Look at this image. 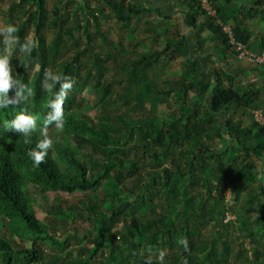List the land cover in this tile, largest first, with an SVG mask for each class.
<instances>
[{
  "label": "trees",
  "instance_id": "obj_1",
  "mask_svg": "<svg viewBox=\"0 0 264 264\" xmlns=\"http://www.w3.org/2000/svg\"><path fill=\"white\" fill-rule=\"evenodd\" d=\"M143 1L105 0L94 8L85 2L78 10H85L95 22V36L100 35L97 20L105 4L122 24L153 11L158 24L172 21L151 2ZM209 1L215 9L213 16L197 0H176L183 9L182 25L194 33V46L190 36L176 26L163 32L155 26L152 31L160 43L145 52L127 51L111 65L109 78L104 72L114 58L111 50L103 55L94 51L86 28L89 18L84 17L81 25L67 11L73 0H53L52 10L46 9L48 0L10 2L5 20L16 30L10 36V54L6 35L0 31V55L10 56L13 80L27 90L19 100L13 85L8 98L14 102L0 109V264H238L240 254L250 264H258L264 257L260 251L264 189L253 172L255 161L247 158L252 155L264 162V125L253 114L264 85L248 90L231 86L234 75L229 69L235 66L231 61L239 59L223 29L225 19L234 13L233 39L248 48L252 34L246 23L258 11L264 15V0H253L249 11L240 13L226 11L223 0ZM69 20L73 24L66 28L70 37L78 41L74 31L83 30L86 44L69 62L57 64L60 26ZM48 25L55 32L49 43ZM102 43L110 45L105 37ZM22 45L27 50H21ZM259 47V53L264 52L263 38ZM80 55L92 59V74L85 78L79 74ZM176 57L183 58L179 78L164 76L158 81L149 77ZM206 57L211 58V73L209 65H203ZM66 78L73 84L61 103V82ZM83 88L97 96L78 105L75 94ZM154 100H173L176 110L159 116ZM138 109L142 113L132 116L131 111ZM238 109L251 111L249 125L233 118ZM92 110L97 112L94 117L88 115ZM18 112L36 118L37 128L29 131L27 143L20 132L5 129ZM45 136L53 144L37 165L30 152ZM146 158L147 178L141 173V161ZM220 185L228 190L233 207L244 200L245 210L255 206L257 213L250 219L241 216L236 223L228 222L227 211L232 208L227 207L224 195H213ZM98 190L102 192L99 198L87 197L66 210L50 205L61 224L59 216L64 222L73 218L89 221L82 233L73 228L57 238L34 209L46 210L38 199L49 204L50 193L89 195ZM162 195L167 198L165 207L157 204V196ZM181 202L185 203L182 209L175 210ZM228 223L240 232L237 236L249 240L248 249L244 241L238 246L222 239L217 228H226ZM209 226L215 228L213 233L202 235ZM73 238L88 245L81 246L78 258L63 259L60 252ZM45 246L47 252L56 251L47 255Z\"/></svg>",
  "mask_w": 264,
  "mask_h": 264
},
{
  "label": "rangeland",
  "instance_id": "obj_2",
  "mask_svg": "<svg viewBox=\"0 0 264 264\" xmlns=\"http://www.w3.org/2000/svg\"><path fill=\"white\" fill-rule=\"evenodd\" d=\"M12 0H0V31H2L4 34H6V50L7 53H11V46H12V39L10 36L7 34L6 29L8 26L7 20H5V11L8 8L10 2ZM105 0H73V2L68 6V13L70 14V17L73 18V16H76L78 20L80 21L81 25L85 23L83 20L84 17L89 18V22L86 24V28L88 33L91 35V38L93 39L92 45L94 47V51L98 52L100 55H103V53H106L107 50H111V54L113 55L114 58L110 59L108 62L109 68H107L104 72V75L109 78V73L111 74L112 71L110 69L112 64H116L117 61L120 59L121 56H124L127 51H147L151 49L153 46H155V42L157 44L160 43V38H155V35L153 34V27L156 26V29L158 31H166L168 29H172L174 26H176L178 29L182 30L183 34H186L187 28L182 25V18L180 13L172 16V21H167L166 23H160L158 24V16L156 13L150 12L151 14L148 16H139V17H133L131 21L126 25L119 23V21L116 19V16L111 12V8L109 5L105 4L104 5V12L103 16H100L98 18V27L100 29V35H96V27H95V22L90 18L91 16L85 12V10L79 11L78 8L86 5L89 8H94L95 4L98 3H103ZM135 3H143L144 1L142 0H133ZM52 2L53 0H48V4L46 5L47 10H52ZM126 4V3H125ZM53 17V16H52ZM147 22H151V24H147ZM17 23V22H16ZM153 23V24H152ZM156 24V25H155ZM255 22L249 25L250 28H252L254 31H259V35L263 36L264 35V28L261 26V32L260 28L254 26ZM264 24V22L262 23ZM73 25L72 20L67 21V23L62 27L60 30L61 38H60V48L57 53L56 57V62L57 64H63L66 62H69L71 60V57L75 55V53L83 49L85 47V35L83 33V30L79 31H74V37L78 38V41L73 40L70 35L68 34L66 28ZM247 25V26H248ZM224 27H229L230 30H232V25L230 24H224ZM170 29V30H171ZM254 31L253 34H254ZM46 39L47 42H51L54 39L55 32L53 28L48 25L46 29ZM31 36V33H29V38ZM193 36V35H192ZM105 37L108 41L109 46L105 45L102 43V39ZM191 37V36H190ZM264 37V36H263ZM155 38V40H154ZM250 43V42H249ZM249 47L247 48L249 51H252L254 53H259V46L257 42L250 43L248 45ZM203 56V54L201 55ZM79 62L81 63V69L79 70V74L81 78H85L87 73L92 74V68H91V63L92 59L90 57H85V56H78ZM210 59L209 57H206V61L203 62V65H206L208 67V71L210 72L209 68L211 66L210 64ZM183 61L182 57H176L175 59L171 60L170 64L165 66L163 69H155L153 72H151V75L149 76L150 78H155L158 79H164L166 76H168V79L170 80H176L177 78L182 75V67L183 65L181 62ZM234 68L229 69V71L234 75V80L231 83V86L233 88H237L239 90L246 89L248 90L247 87L252 86L253 88H261L262 85H264V65L261 66H252L250 63L246 62L244 59H239L238 61L236 60L231 61V64H234ZM211 73V72H210ZM165 76V77H164ZM73 79H75V76H73ZM94 80L91 79L90 83L94 84ZM224 86H228V81H224ZM120 92V91H119ZM97 94L95 92H91L86 88H83L81 93H76V102L78 105H84L87 102L92 101ZM208 99V98H207ZM160 100H154L156 106V114L159 116H164L166 114H169L171 111L176 110V103L173 100H168V102L165 101V103L159 102ZM256 106L257 110L261 114L264 112V89L259 90V98L256 100L254 103ZM153 107V105H152ZM142 109H138V111H131L132 116H138L140 115ZM263 111V112H262ZM255 112V111H254ZM253 112V114H254ZM97 113L96 111L92 110L88 112V115L90 117H94V114ZM249 113H251L250 110L246 109H238L236 114H234L233 118L235 120H240L242 124L244 125H249L250 119H249ZM263 115V114H262ZM264 116V115H263ZM168 142L166 141V144ZM249 160H254L256 163V170L253 169V172L257 175V177L260 179V186L264 189V162H262L259 159H256L252 155H249L247 157ZM143 170H142V176L146 177V173L149 171V166H148V159H144L141 161ZM199 190V188H198ZM201 190V189H200ZM219 190L217 192H213V195L217 198L220 197L221 195H224L226 198V201H228L227 207L232 208L231 210L228 209L227 211V217L226 220L237 222L238 217H244L250 219L251 216H254L257 211L256 207L252 206L250 210L246 209L244 206V200L240 201L233 207V204L229 198V192L223 185L219 186ZM255 190V188H254ZM195 191V190H194ZM202 191V190H201ZM156 195L158 193L156 192ZM99 196H102V192L100 190L89 194V195H83L80 192H76L74 194H67V193H62V192H57V193H50L49 196V204H46L44 200L41 198L38 199V203L41 207H44L46 210H41L38 207H35V211L37 214V217L46 222L50 229L53 231L55 236L57 238H63L67 232H73L74 229H77L79 232H83L84 229H88L90 226L89 221L81 220L79 218H73V219H68L67 221H63L62 216H59V219L63 222V224L60 223L57 219V214L53 210V208L50 206L52 205L53 207H60L63 210H66L68 207H73L74 205L78 204L79 200H83L85 198H99ZM157 204L162 205V207H165V202H166V197L165 196H157ZM184 202H181L176 205L175 210L182 209V206H184ZM192 208H195V206L192 205ZM196 209V208H195ZM49 211V212H46ZM165 214H168L167 210H164ZM173 213V212H172ZM171 213V214H172ZM226 223V222H225ZM229 224V225H228ZM226 228H217L220 230V233L222 234V239H228L229 242H233L239 246L240 242L245 243V248H249L250 242L248 239L243 240L241 236H237V232L240 233L238 230L236 232V229L234 226H232V223H228ZM249 224L254 225V222H249ZM232 226V227H231ZM213 229H215L212 226L206 227L205 229L203 228L202 230V235H207L210 236L213 233ZM216 231V230H215ZM205 237L203 238V240ZM88 245V242H79L76 239H71L70 244L66 247V250L63 252H60L61 257L64 259H74L78 258L80 256L81 252V246ZM91 246V245H90ZM45 249V254H51L54 253L56 250H46V246L44 247ZM236 251V250H234ZM233 251V252H234ZM260 251L264 252V244L262 249ZM69 252V253H68ZM250 255V254H249ZM264 257H260V261L258 264H264L263 263ZM238 264H250L249 259H246V256L244 258L243 254H240V257L237 259Z\"/></svg>",
  "mask_w": 264,
  "mask_h": 264
},
{
  "label": "clouds",
  "instance_id": "obj_3",
  "mask_svg": "<svg viewBox=\"0 0 264 264\" xmlns=\"http://www.w3.org/2000/svg\"><path fill=\"white\" fill-rule=\"evenodd\" d=\"M15 27L13 25H8L6 32L9 36H11L15 32ZM21 50H27L23 45L21 46ZM10 56L7 54L0 55V109H6L9 103H13L14 101L8 98V92L16 85V97L21 100L22 92L27 90L26 86L23 85L19 80H13L12 77V68L9 65ZM55 79L57 81H61L60 76H56ZM73 81L70 78H66L61 82V93H60V102L63 101V96L66 94V91L71 89ZM62 111V110H61ZM37 128L36 118L34 116L25 115L23 112H18L16 116L11 120L7 121L6 130H15L20 132L25 137V142H29L28 133L30 130H35ZM53 141L44 137L41 139L36 149H33L30 152V155L33 156L34 162L39 165L43 160L47 153V150L52 146ZM185 248H187L186 239H182L180 241Z\"/></svg>",
  "mask_w": 264,
  "mask_h": 264
},
{
  "label": "crops",
  "instance_id": "obj_4",
  "mask_svg": "<svg viewBox=\"0 0 264 264\" xmlns=\"http://www.w3.org/2000/svg\"><path fill=\"white\" fill-rule=\"evenodd\" d=\"M145 1L151 2L152 5L155 6V8L165 16H171V17L173 16L174 17V15L180 13L183 10L181 7L178 6V4H175L176 0H145ZM221 5H224V9L226 11L237 10L240 13L242 11L243 12L249 11L250 8L253 7V0H223V1H221ZM233 16H235L234 13L232 14V16L230 18L225 19V23L233 26V24H234V21H233L234 17ZM253 22H255L254 26L257 25V27L260 28V32H261V29L264 28V24H262L264 22V15L259 14V11H258L257 15L252 16L247 21L246 24L248 25V23H249V25H250ZM249 25H248V29L250 30L252 36H250L248 42H250V43L257 42V44L259 46L261 39L262 38L264 39V37H263L264 35L263 36L259 35V31H254L252 28L249 27ZM187 31L188 32L186 33V35L191 36L189 38V40H190V43L194 46L196 43V39L193 35L194 33H193V31L191 32L189 28H187ZM252 31H254V34ZM250 43L248 45H250ZM212 59H213V57H212Z\"/></svg>",
  "mask_w": 264,
  "mask_h": 264
},
{
  "label": "built area",
  "instance_id": "obj_5",
  "mask_svg": "<svg viewBox=\"0 0 264 264\" xmlns=\"http://www.w3.org/2000/svg\"><path fill=\"white\" fill-rule=\"evenodd\" d=\"M200 3L202 9H204L208 15H215V9L209 0H197ZM224 31L228 34L230 38V44L237 51V58L244 59L246 62L250 63L252 66H262L264 65V52L254 53L249 51L242 43L235 41L229 27H224ZM254 119L261 125H264V116L259 112H254Z\"/></svg>",
  "mask_w": 264,
  "mask_h": 264
},
{
  "label": "bare ground",
  "instance_id": "obj_6",
  "mask_svg": "<svg viewBox=\"0 0 264 264\" xmlns=\"http://www.w3.org/2000/svg\"><path fill=\"white\" fill-rule=\"evenodd\" d=\"M108 5H109V4H108ZM9 8H10V7H9ZM9 8H8V9H9ZM5 35H6V34H5Z\"/></svg>",
  "mask_w": 264,
  "mask_h": 264
}]
</instances>
